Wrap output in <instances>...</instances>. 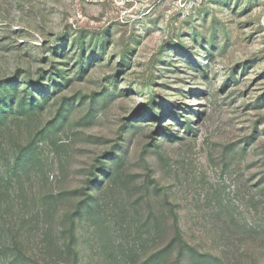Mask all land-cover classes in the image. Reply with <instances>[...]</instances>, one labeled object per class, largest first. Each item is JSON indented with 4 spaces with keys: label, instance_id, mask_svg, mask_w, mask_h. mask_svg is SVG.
Segmentation results:
<instances>
[{
    "label": "rangeland",
    "instance_id": "obj_1",
    "mask_svg": "<svg viewBox=\"0 0 264 264\" xmlns=\"http://www.w3.org/2000/svg\"><path fill=\"white\" fill-rule=\"evenodd\" d=\"M0 102V264H264V0H0Z\"/></svg>",
    "mask_w": 264,
    "mask_h": 264
},
{
    "label": "trees",
    "instance_id": "obj_2",
    "mask_svg": "<svg viewBox=\"0 0 264 264\" xmlns=\"http://www.w3.org/2000/svg\"><path fill=\"white\" fill-rule=\"evenodd\" d=\"M0 104H3V102H0ZM6 109H7V107H2L3 113L6 112ZM49 198L50 199H55L54 196H50ZM74 221H71V224H70L69 229L66 230V231H64V233H67L68 234V237H67V240L64 239V242H63L64 250L62 252V255L63 254H66L70 258L72 256H74V258L76 257V252H75V248H74V245H75V242H76L75 224H74Z\"/></svg>",
    "mask_w": 264,
    "mask_h": 264
}]
</instances>
